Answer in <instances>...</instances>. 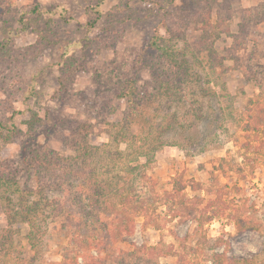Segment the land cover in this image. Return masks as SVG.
Wrapping results in <instances>:
<instances>
[{
  "label": "rangeland",
  "instance_id": "rangeland-1",
  "mask_svg": "<svg viewBox=\"0 0 264 264\" xmlns=\"http://www.w3.org/2000/svg\"><path fill=\"white\" fill-rule=\"evenodd\" d=\"M0 164L48 198L31 236L0 201V264H264V0H0ZM173 178L225 213L172 218ZM106 183L160 200L114 235Z\"/></svg>",
  "mask_w": 264,
  "mask_h": 264
},
{
  "label": "trees",
  "instance_id": "trees-1",
  "mask_svg": "<svg viewBox=\"0 0 264 264\" xmlns=\"http://www.w3.org/2000/svg\"><path fill=\"white\" fill-rule=\"evenodd\" d=\"M152 45L156 48L161 49L163 57L166 58L169 64L174 68H176L178 72H180L181 74H185L186 78L189 76V73L187 72L189 69V65L186 63L187 61L185 60L179 61L176 55L171 50H169V48H167L165 45L159 44V42L156 39L152 41ZM181 77H182L181 78V84H182L185 80H183L182 75ZM135 94L136 93L132 81L129 84L128 90L118 93L119 97H124V96L128 97L130 103H133L134 101L133 98ZM141 106H142L141 104L135 105L134 111L139 109ZM248 126H251L250 122L248 123ZM254 127L257 130L254 132L256 133V135H259V132L262 130L261 126L259 128L256 126ZM260 140H262V138H260ZM249 147H250L249 143L245 144L244 146V148L248 150ZM82 148H83L82 150L83 154L78 153L76 154L77 156L75 155L70 158L75 161V164L77 165L78 168L80 163L84 164L86 162V156L88 155V151L99 149L98 146L86 144V142L83 143ZM254 151H259L258 153L262 155V141H261V145L257 147V149L254 148ZM115 154L117 157L123 155L122 151L119 149L116 150ZM43 158L44 159L38 160L36 163L37 167H39L40 170H43L45 168L43 167V163L47 162L48 165L52 164L50 159L54 161V165H56L57 167L59 165H62V162L64 161L63 158L53 155H49L48 157L43 156ZM56 168L55 170H57ZM128 168L131 167L128 166ZM90 171L91 170H89L87 173H90ZM126 171L128 172L129 170ZM121 177L124 179L123 181L122 180L121 181L125 182L127 178L125 176H121ZM172 180H173L174 190L172 192L167 193V196L171 199V203L168 206V208L173 213L171 214L172 218H174L175 216L190 217L197 221L198 226H201L204 220L207 221L212 219V217L216 215H222L225 213V209H220V208L207 211V209L209 210L210 207L212 206L213 200L210 201V203H208L207 208L205 209L203 208V210L202 209L199 210V208L196 207L199 197L192 199L186 197L183 194H180V192L183 191L184 186L180 184V181L177 178H173ZM55 185L56 187L60 188L63 185V183L59 182L58 184L55 183ZM44 186H45L44 184L40 183L33 188L22 187L19 180L16 178L15 173L10 171L9 166H4L0 164V201L3 204L4 212L6 213L7 219L10 222L15 220H20L22 222L27 223L31 228L28 233L29 236H31V232L36 227L35 225L36 218L39 217V215H41L42 213V208L44 206L42 197L43 200L48 201V198L44 197L43 195ZM194 188H196V186L193 187V189ZM60 189L63 193L67 191V188H60ZM94 191L97 194H99L100 197L104 196L105 198L103 200V204L101 208H99V213L105 214L107 217L111 219L110 225L113 226L114 229H116L114 235L121 234L119 228V222L121 223L129 222L137 213L146 215L149 213L150 210L151 212H154V205L160 200V196H151L147 199H143L140 195H138V193L135 192L134 187L131 184L129 186L119 188V184L113 183L111 186L110 183H106L104 186L101 185L99 187H96ZM37 195H39L38 198H36ZM98 207L100 206L98 205ZM114 214H116V217L113 216ZM119 215H121V218L118 220L117 217ZM152 222H154V220ZM100 223H101L100 229L108 235L110 233L109 223L107 222L105 223L100 222ZM214 256L217 258L216 262L218 264H221L222 262L220 258H218L220 254L215 253ZM234 260L239 261V259H234Z\"/></svg>",
  "mask_w": 264,
  "mask_h": 264
}]
</instances>
